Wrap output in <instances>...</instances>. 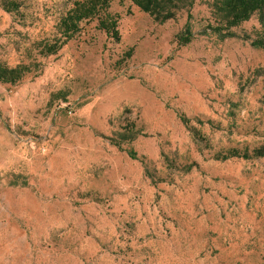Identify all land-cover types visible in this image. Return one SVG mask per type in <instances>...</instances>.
<instances>
[{
    "label": "rangeland",
    "instance_id": "1",
    "mask_svg": "<svg viewBox=\"0 0 264 264\" xmlns=\"http://www.w3.org/2000/svg\"><path fill=\"white\" fill-rule=\"evenodd\" d=\"M75 1L0 0V264H264V50L113 0L45 55Z\"/></svg>",
    "mask_w": 264,
    "mask_h": 264
},
{
    "label": "trees",
    "instance_id": "2",
    "mask_svg": "<svg viewBox=\"0 0 264 264\" xmlns=\"http://www.w3.org/2000/svg\"><path fill=\"white\" fill-rule=\"evenodd\" d=\"M113 0H76L70 10L62 16L56 29L60 37L43 46L45 55L56 54L67 41L74 38L80 31V23L95 21L97 30L102 31L107 38L119 41L118 16L109 11ZM122 1V0H121ZM140 11L148 14L155 23L163 24L173 20L185 11L186 21L183 27L174 35L177 47L189 45L195 37L192 29L191 9L196 0H127ZM209 17L204 19L201 35L211 34L219 40L241 38L249 41L253 48L264 50V32L254 36L242 35L236 32L242 23L247 22L253 15L259 16V24L264 31V0H205ZM126 58L131 52L125 53ZM11 81L12 78H4ZM183 119V118H182ZM185 123V120H183ZM257 156H264V147L255 151ZM231 156H236L234 152Z\"/></svg>",
    "mask_w": 264,
    "mask_h": 264
}]
</instances>
